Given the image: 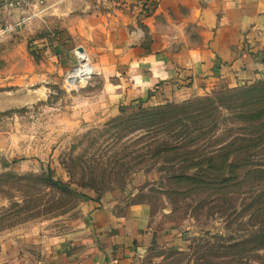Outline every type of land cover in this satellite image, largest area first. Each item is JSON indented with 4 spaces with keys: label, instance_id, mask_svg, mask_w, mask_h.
<instances>
[{
    "label": "rangeland",
    "instance_id": "rangeland-1",
    "mask_svg": "<svg viewBox=\"0 0 264 264\" xmlns=\"http://www.w3.org/2000/svg\"><path fill=\"white\" fill-rule=\"evenodd\" d=\"M32 9L30 0L25 17L13 15L0 28V161L7 164L0 171V232L56 220L88 194L128 191L127 203L150 204L156 240L144 264H264V141L251 147L264 133V113L258 121L241 117H259L256 102L264 97L230 101L227 124L216 128L201 118L180 129L125 124L123 110L138 100L184 105L227 89L179 102L158 85L138 100H110L111 85L90 79L93 69L69 78L71 38L48 34ZM164 147L171 149L154 156ZM219 151L210 166L206 158Z\"/></svg>",
    "mask_w": 264,
    "mask_h": 264
},
{
    "label": "crops",
    "instance_id": "crops-1",
    "mask_svg": "<svg viewBox=\"0 0 264 264\" xmlns=\"http://www.w3.org/2000/svg\"><path fill=\"white\" fill-rule=\"evenodd\" d=\"M19 12L3 4L0 28ZM31 12L48 34L71 38L68 71L83 56L110 100L163 85L184 102L264 83V0H33ZM127 192L88 194L56 220L0 232V264H144L156 240L150 204L127 203Z\"/></svg>",
    "mask_w": 264,
    "mask_h": 264
},
{
    "label": "trees",
    "instance_id": "trees-1",
    "mask_svg": "<svg viewBox=\"0 0 264 264\" xmlns=\"http://www.w3.org/2000/svg\"><path fill=\"white\" fill-rule=\"evenodd\" d=\"M7 0H0V7L5 4ZM257 89H254V92H251L249 90H243V89H227L225 93H222L217 98H206L203 100H199L196 102L191 103H185L184 105H160L156 107H150L146 105V101L140 100L136 104V108H127L123 110V115L126 117V123L128 125L133 126H157V124H163L165 122H169L171 125L178 127H186L189 123H197V119H210V122H212L213 127H217V124L225 123L227 124L228 120L225 116V112H228L229 110H232L231 108L234 105H231L229 103L230 101H240L244 100L245 97L252 98L255 95H261L264 97V83L256 84ZM264 99V98H263ZM133 105V104H132ZM256 105L258 107H263L260 110H255L257 115L259 117H255L256 114L251 113H244L241 117L243 118H250L252 117L253 121H258L261 119V116L259 114L264 113V104H261L260 101L256 102ZM254 105V106H256ZM247 106V105H244ZM130 111V112H129ZM129 114H128V113ZM204 114V115H203ZM233 114V113H232ZM248 114H251L253 116H250ZM262 115V114H261ZM195 116V117H194ZM214 117V118H213ZM122 124V125H125ZM180 126V127H179ZM124 127V126H123ZM187 132V133H186ZM186 134H189L188 130H186ZM243 139V138H242ZM258 142H255V144H252L251 147L258 148V146L264 141V133L261 134L258 138ZM190 142H192L190 140ZM170 147H164L161 152H157L154 154V156H159L162 152H166L170 150ZM225 149H222L221 151L225 152ZM221 152L218 153H211L213 156L210 158H206L209 161V165L211 166L214 162L215 157H220ZM222 157V156H221ZM226 163V161H225ZM185 180H189L188 177L184 178Z\"/></svg>",
    "mask_w": 264,
    "mask_h": 264
},
{
    "label": "built area",
    "instance_id": "built-area-1",
    "mask_svg": "<svg viewBox=\"0 0 264 264\" xmlns=\"http://www.w3.org/2000/svg\"><path fill=\"white\" fill-rule=\"evenodd\" d=\"M29 5H30V0H7V2H6V6L9 9L19 10V11H22V9H24L25 7H27ZM80 57H82V59H84L83 56L80 55ZM82 62H84V63H82ZM82 62H81L82 64L77 69H75V71L79 70L80 73L77 76L72 77L73 76L72 74L75 72V71H73L69 76L70 79L76 80V78H79L81 75H84V74L88 75L89 74L90 66L85 62V59Z\"/></svg>",
    "mask_w": 264,
    "mask_h": 264
},
{
    "label": "water",
    "instance_id": "water-1",
    "mask_svg": "<svg viewBox=\"0 0 264 264\" xmlns=\"http://www.w3.org/2000/svg\"><path fill=\"white\" fill-rule=\"evenodd\" d=\"M79 52H81V51H79Z\"/></svg>",
    "mask_w": 264,
    "mask_h": 264
}]
</instances>
